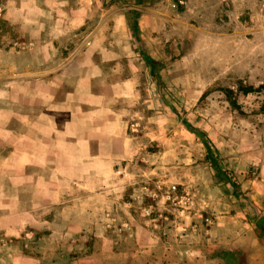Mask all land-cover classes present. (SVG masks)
Returning <instances> with one entry per match:
<instances>
[{
	"label": "crops",
	"instance_id": "1",
	"mask_svg": "<svg viewBox=\"0 0 264 264\" xmlns=\"http://www.w3.org/2000/svg\"><path fill=\"white\" fill-rule=\"evenodd\" d=\"M175 1L174 9L184 7V0ZM98 3L5 1L0 264H228L227 256L264 264L256 227L264 217V156L246 194L251 208L237 206L234 192L208 166L183 179L162 173L165 160L149 158L141 134L130 132L141 123L129 106L141 98L142 68L132 46L117 44L128 16L108 15L120 27L101 26ZM256 9L255 0L250 20L258 23ZM77 29L82 41L64 40ZM239 63L241 70L245 63ZM181 181L186 188L179 198L194 206L169 209L164 198ZM150 197L157 203L148 205Z\"/></svg>",
	"mask_w": 264,
	"mask_h": 264
},
{
	"label": "rangeland",
	"instance_id": "2",
	"mask_svg": "<svg viewBox=\"0 0 264 264\" xmlns=\"http://www.w3.org/2000/svg\"><path fill=\"white\" fill-rule=\"evenodd\" d=\"M5 1L0 0L3 16ZM186 1L180 5L183 8L174 9L175 0H99L101 26L115 23L120 27L108 17L114 14L135 17L138 22L137 36L127 22L126 34L117 37L118 45L134 48L142 68L137 86L141 98L129 106L141 123L131 124L130 132L141 134L143 151L146 149L149 158L165 160L162 173L174 171L183 179L192 168L200 167L199 172L208 166L214 177L215 173L206 159L205 146L179 118L192 128L205 130L216 143L215 155L227 177L223 183L234 192L235 204L251 208L246 194L258 180V159L264 156V31L256 19L250 20L255 0ZM81 31L77 29L64 40L82 41ZM238 48L243 52L239 57ZM142 53L157 62V74L146 69ZM239 62L245 63L241 70ZM249 87L253 91L243 94ZM238 134L252 136L253 142ZM217 146L224 149L219 151ZM243 147L252 149L248 153ZM151 168L154 166L149 165ZM176 186L175 194L164 198L169 209L194 206L188 198L179 203L186 187L183 181ZM157 199L150 197L146 202L156 204ZM236 263L230 259L228 264ZM238 264H242L241 258Z\"/></svg>",
	"mask_w": 264,
	"mask_h": 264
},
{
	"label": "trees",
	"instance_id": "3",
	"mask_svg": "<svg viewBox=\"0 0 264 264\" xmlns=\"http://www.w3.org/2000/svg\"><path fill=\"white\" fill-rule=\"evenodd\" d=\"M112 3H114L116 0H110ZM128 26L129 29L137 34L138 31V22L137 19L135 17L133 18H128ZM137 39H139L137 37ZM140 41V40H139ZM142 57H144L146 63L148 64V66L150 67V69L157 74L158 70H157V62H155L154 60H152L151 58L147 57L144 53H142ZM253 91L252 87L249 88H244L243 89V94H249L250 92ZM180 122L182 124H184L193 134H195L203 143V145L206 148V159L207 161L210 163L211 168L213 169L215 176L220 179V181H226L227 177L226 174H224V172L222 171L221 167H220V159L219 156L215 155V149H214V145L211 142L210 138L208 137V134L206 133V131H203L201 129L198 128H192L190 127V125L188 124V122L186 120H183L181 118H179ZM257 234L258 237L263 238L264 237V217H261L257 220ZM237 256H227V260L230 261V259L232 261H234V263H236L238 260L236 258ZM237 264V263H236Z\"/></svg>",
	"mask_w": 264,
	"mask_h": 264
},
{
	"label": "built area",
	"instance_id": "4",
	"mask_svg": "<svg viewBox=\"0 0 264 264\" xmlns=\"http://www.w3.org/2000/svg\"><path fill=\"white\" fill-rule=\"evenodd\" d=\"M184 2H180V4H183ZM257 13H256V16H257V20H258V23H259V26L261 28H263V31H264V0H257ZM3 20V5L1 4L0 2V22ZM187 199L186 197H183L180 199L179 203H186L187 201L185 200ZM212 221L209 222V224H211Z\"/></svg>",
	"mask_w": 264,
	"mask_h": 264
}]
</instances>
